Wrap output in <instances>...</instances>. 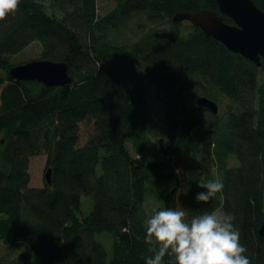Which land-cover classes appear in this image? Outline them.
<instances>
[{
	"label": "trees",
	"instance_id": "trees-1",
	"mask_svg": "<svg viewBox=\"0 0 264 264\" xmlns=\"http://www.w3.org/2000/svg\"><path fill=\"white\" fill-rule=\"evenodd\" d=\"M98 3L21 0L0 22V240L18 247L0 264H146L145 221L155 211L181 208L191 218L218 207L235 217L251 264H264V57L258 65L173 21L218 10L216 0H117L105 14ZM134 17L153 25L139 22L143 35L132 44L112 36ZM34 43L39 59L68 64L70 84L10 77L16 55ZM154 88L169 154L160 148L152 158ZM189 91L222 95L226 110L192 108ZM41 154L51 183L34 187L30 161ZM217 176L223 191L197 203L198 183ZM83 196L93 200L88 214Z\"/></svg>",
	"mask_w": 264,
	"mask_h": 264
},
{
	"label": "clouds",
	"instance_id": "clouds-1",
	"mask_svg": "<svg viewBox=\"0 0 264 264\" xmlns=\"http://www.w3.org/2000/svg\"><path fill=\"white\" fill-rule=\"evenodd\" d=\"M21 0H0V22L19 9ZM179 172V170H178ZM197 203H207L224 189L222 180L202 181ZM178 194V193H177ZM222 208L192 216L181 208L155 211L145 221L146 264H251L234 226Z\"/></svg>",
	"mask_w": 264,
	"mask_h": 264
},
{
	"label": "water",
	"instance_id": "water-1",
	"mask_svg": "<svg viewBox=\"0 0 264 264\" xmlns=\"http://www.w3.org/2000/svg\"><path fill=\"white\" fill-rule=\"evenodd\" d=\"M218 10L201 9L182 11L174 15V22L189 21L199 26L207 36H213L223 42L230 50L261 64L264 57V10L254 0H216ZM224 16L232 19L227 22ZM11 78L38 80L47 86L67 85L72 81L68 64L64 61L35 59L18 63L9 71ZM199 107L218 113L220 107L215 100L207 96L197 98ZM161 151L168 155L164 138L159 139ZM51 168L46 170V181L51 183ZM259 232L264 236V222Z\"/></svg>",
	"mask_w": 264,
	"mask_h": 264
},
{
	"label": "rangeland",
	"instance_id": "rangeland-1",
	"mask_svg": "<svg viewBox=\"0 0 264 264\" xmlns=\"http://www.w3.org/2000/svg\"><path fill=\"white\" fill-rule=\"evenodd\" d=\"M117 0H98L100 13L105 14L108 11H110L115 5ZM139 22L144 23V27L146 29L151 28L153 25L150 22H145L144 18H138L134 17L126 22L125 28L123 30V33L118 34L114 33L113 37H119L121 42L126 44H132L135 43L136 40L142 37L143 31L141 28V25L139 26ZM141 24V23H140ZM164 26H169V23H164ZM188 24L185 23V26ZM118 34V35H115ZM40 50V45L38 43H34L33 45L29 46L27 49H25L20 54L16 55L14 58V62L24 63L27 61L39 59L38 52ZM153 95L149 99V109H148V116H147V124H148V147L150 156L153 157H159L161 156L162 152L160 151V144L159 139L160 138H167L166 137V131H167V116L165 113V109L163 106V103L161 100H159L158 96H156L157 90L154 88L152 89ZM204 95L203 93L199 92L195 95L193 91H189L186 93V99L187 103L192 108L199 107L197 104V98L199 96ZM214 95L216 96V102L219 104L220 107V114L223 113V111L226 110L227 107V100L222 96L218 95L214 92ZM206 121H209V117L205 118ZM206 122V123H207ZM168 139V138H167ZM167 141V140H166ZM136 143H138L137 138L133 139V141H129L128 145L133 153L136 152L137 147ZM136 144V145H135ZM230 164L235 165L236 159L235 157H232L230 159ZM46 165H47V155L41 154L37 156L31 157L30 161V173H31V186L34 187H42L45 184V175H46ZM154 198V197H153ZM150 207L154 206V203H151L149 205ZM93 207V200L92 198L88 196H83L82 198V212L83 214H88ZM18 253V247L15 243H7L5 241L0 240V259L2 260H11L13 257Z\"/></svg>",
	"mask_w": 264,
	"mask_h": 264
},
{
	"label": "bare ground",
	"instance_id": "bare-ground-1",
	"mask_svg": "<svg viewBox=\"0 0 264 264\" xmlns=\"http://www.w3.org/2000/svg\"><path fill=\"white\" fill-rule=\"evenodd\" d=\"M202 96H206V95H202ZM208 97V96H207ZM208 98H210V97H208ZM211 99V98H210ZM212 100H214V99H212ZM219 105V104H218ZM163 138V137H162Z\"/></svg>",
	"mask_w": 264,
	"mask_h": 264
},
{
	"label": "flooded vegetation",
	"instance_id": "flooded-vegetation-1",
	"mask_svg": "<svg viewBox=\"0 0 264 264\" xmlns=\"http://www.w3.org/2000/svg\"><path fill=\"white\" fill-rule=\"evenodd\" d=\"M182 22H189V21L185 20V21H182Z\"/></svg>",
	"mask_w": 264,
	"mask_h": 264
}]
</instances>
